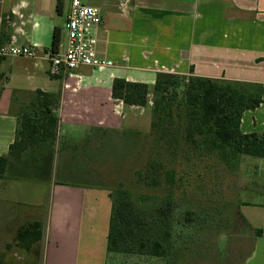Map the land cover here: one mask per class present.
I'll use <instances>...</instances> for the list:
<instances>
[{
  "label": "crops",
  "instance_id": "crops-1",
  "mask_svg": "<svg viewBox=\"0 0 264 264\" xmlns=\"http://www.w3.org/2000/svg\"><path fill=\"white\" fill-rule=\"evenodd\" d=\"M81 1L101 10L99 52L116 66L81 67L72 75L52 77L47 55L53 51L56 27L62 29L61 45L66 44L69 1L62 0L59 10V0H0V36L5 17V44L37 47L38 54L0 59V157L9 154L16 139L17 116L27 102L22 96L31 100L42 90L61 95L63 106L79 100L85 111L95 113V117L60 114L57 141L63 133V143L57 142L49 175L41 173L40 160L28 159L11 160L0 176L3 264H110V187L83 178L84 172L57 178L55 161L60 153L68 158L80 150L94 155V132L122 128L110 109L104 111L114 109L118 101L112 98L114 79L152 87L159 72L193 74L258 84L264 90V0ZM103 107L104 113L99 110ZM241 130L264 134V92L261 106L244 113ZM79 139L82 145L75 141ZM243 158L253 168L238 210L248 232L240 235L238 256L229 264H264V158ZM84 159L91 163L88 154ZM34 167H39L36 172ZM33 222L43 224V237L26 250L16 236Z\"/></svg>",
  "mask_w": 264,
  "mask_h": 264
},
{
  "label": "trees",
  "instance_id": "trees-1",
  "mask_svg": "<svg viewBox=\"0 0 264 264\" xmlns=\"http://www.w3.org/2000/svg\"><path fill=\"white\" fill-rule=\"evenodd\" d=\"M61 1L58 2L59 10ZM5 24L3 17L0 46L5 45ZM61 36L62 29L56 27L54 52L59 51ZM263 92V87L258 84L193 74L185 77L157 73L152 91L154 101L149 137L151 154L157 153L161 160L152 158L145 173L137 172V182L157 188L161 187L164 176L166 184L174 188L175 172L166 168L163 160L166 156L175 159L183 145L193 147L202 155H214L224 161L236 155L264 158V134H244L241 130L244 113L261 106ZM150 94V86L146 83L116 78L112 84V98L128 107H147ZM29 101L19 110L16 139L10 146L9 154L0 157V176L5 174L11 160L38 159L42 163H47L49 159L52 163L54 160L60 123L56 110L61 95L37 90ZM110 189V261L129 254L167 257L172 246V232L166 223L164 225L160 213L157 214L160 209L152 208L153 215L149 219L142 209L144 203L136 201L130 189L124 186ZM171 203L169 199L168 204ZM238 215L240 217V213ZM245 225L248 227L246 221ZM42 232L41 222L29 223L19 229L16 242L28 250L42 239ZM255 234L260 236L261 232L256 231ZM0 264H3L1 255Z\"/></svg>",
  "mask_w": 264,
  "mask_h": 264
},
{
  "label": "rangeland",
  "instance_id": "rangeland-1",
  "mask_svg": "<svg viewBox=\"0 0 264 264\" xmlns=\"http://www.w3.org/2000/svg\"><path fill=\"white\" fill-rule=\"evenodd\" d=\"M153 86L150 87L147 107L129 108L120 101H114V109L100 108L103 113L110 109L112 117H116L122 128L94 132V148L97 152L91 156L87 153L90 164L84 159L87 151L80 150L72 158L60 153L55 161L57 178L84 172L86 175L83 174V178H92L91 181L101 182L114 189L121 186L130 189L134 199L144 203L142 209L149 219L153 215L152 208L160 209L157 214L160 213L164 225L166 223L172 232L169 255L163 258L120 255L112 259L110 264L232 263L238 256L236 243L240 235L248 232L240 220L238 210L240 197L245 196L244 182L252 177L253 168L243 158L245 156H231L228 161H224L214 155H202L193 147L183 145L175 159L166 156L163 160L166 168L175 172L174 188L166 184L164 176L161 187L153 188L138 183L137 172L145 173L152 158L161 160L157 153L156 156L151 154L150 149ZM22 97L21 100L30 102L29 97ZM85 109L82 101L63 106L61 99L56 114L59 117L60 114L64 117H95L94 111ZM103 113L100 117H104ZM63 135L60 134L57 141L60 145L63 143ZM75 141L79 144L83 142L81 139ZM49 162L50 159L42 163L41 173L50 174L52 163ZM37 168H33L34 172ZM169 199L171 205L168 204Z\"/></svg>",
  "mask_w": 264,
  "mask_h": 264
},
{
  "label": "built area",
  "instance_id": "built-area-1",
  "mask_svg": "<svg viewBox=\"0 0 264 264\" xmlns=\"http://www.w3.org/2000/svg\"><path fill=\"white\" fill-rule=\"evenodd\" d=\"M69 8L65 23L67 41L60 45L59 51L50 52V75L60 77L72 75L81 67L96 70L113 68V60L103 57L99 52L98 30L103 23L102 12L98 7L88 6L81 0H68ZM37 48V47H36ZM35 47L19 46L15 43L0 46V58L38 56Z\"/></svg>",
  "mask_w": 264,
  "mask_h": 264
}]
</instances>
